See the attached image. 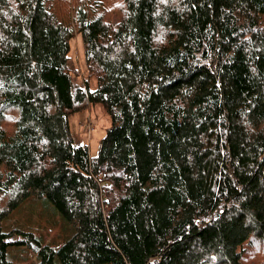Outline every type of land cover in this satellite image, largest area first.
I'll list each match as a JSON object with an SVG mask.
<instances>
[{
    "label": "trees",
    "instance_id": "trees-1",
    "mask_svg": "<svg viewBox=\"0 0 264 264\" xmlns=\"http://www.w3.org/2000/svg\"><path fill=\"white\" fill-rule=\"evenodd\" d=\"M97 102L91 156L69 115ZM27 200L69 236L5 230ZM20 245L21 264H264V0H0V264Z\"/></svg>",
    "mask_w": 264,
    "mask_h": 264
},
{
    "label": "rangeland",
    "instance_id": "rangeland-1",
    "mask_svg": "<svg viewBox=\"0 0 264 264\" xmlns=\"http://www.w3.org/2000/svg\"><path fill=\"white\" fill-rule=\"evenodd\" d=\"M82 39L78 35L72 39L71 60L75 67V80L83 85L84 77L87 76L84 49ZM91 89L97 86V78L91 76L88 78ZM111 117L106 108L100 102L90 105L86 110L73 112L69 115L71 133L75 144H88L91 156H96L99 152L100 142L106 136L107 130L111 125ZM91 125V127H90ZM47 207L45 203L37 201L32 203L27 200L19 209L9 214L3 221V228L6 230L10 227L28 229L37 234L48 231L49 229L63 234L68 237L66 232L65 221L60 214ZM61 236L60 241L64 240ZM35 248L29 245H20L10 249L8 258L12 264L30 263L35 253ZM11 254L13 256H11ZM20 254H23L21 256ZM259 260L254 262L258 263Z\"/></svg>",
    "mask_w": 264,
    "mask_h": 264
},
{
    "label": "built area",
    "instance_id": "built-area-1",
    "mask_svg": "<svg viewBox=\"0 0 264 264\" xmlns=\"http://www.w3.org/2000/svg\"><path fill=\"white\" fill-rule=\"evenodd\" d=\"M90 127H91V125H90Z\"/></svg>",
    "mask_w": 264,
    "mask_h": 264
}]
</instances>
